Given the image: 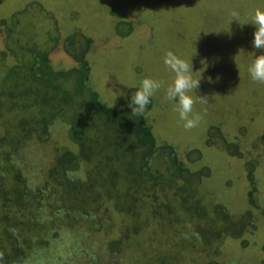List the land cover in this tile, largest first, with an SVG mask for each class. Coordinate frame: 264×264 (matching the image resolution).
Listing matches in <instances>:
<instances>
[{"label": "rangeland", "instance_id": "obj_1", "mask_svg": "<svg viewBox=\"0 0 264 264\" xmlns=\"http://www.w3.org/2000/svg\"><path fill=\"white\" fill-rule=\"evenodd\" d=\"M256 8L264 9V0H0V16L8 18L15 11L26 9L25 15L31 16L28 25L39 28L42 35L48 31L66 37L71 30L85 32L92 40L88 50L92 85L108 105L131 96L145 77L163 82L152 97L153 106L146 110V122L162 140L175 145L179 154L184 153L181 158L192 169L201 168L207 174L200 182L201 195L214 190L217 199L232 212L250 210L240 237L226 233L213 248L197 241L194 224L187 223L186 213H181L179 224L169 222L160 230L156 221H151L136 233V238L154 243L152 251H170L174 253L172 257L182 253V260L187 263L180 260V264H209L210 260L264 264V84L254 82L248 72L254 56L264 51L252 44L255 26L250 20ZM233 11L240 14V21L232 20ZM120 22H131V32L127 33V26L123 25L124 35L119 34ZM6 34L5 27L0 26V49ZM168 51L192 63L193 78L200 79L199 88L191 95L197 100L194 112L202 120L191 130L183 127L176 102L166 98V88L174 78L164 64ZM50 58L55 67L74 64L62 41L52 47ZM198 95L208 96V103L200 104ZM215 126L223 135L208 144V138H213V131L217 130ZM49 132L48 141L28 143L26 152L17 156L23 159L28 155L32 160L36 156L39 168H43L40 171L35 165H25V169L36 171L28 175L33 190L45 188V173L53 162L55 146L76 147L68 137L67 127L59 121ZM224 136L227 142L238 144L240 155L223 147ZM187 150H192L189 159L185 157ZM248 162L253 180L248 177ZM250 193L255 205L251 204ZM35 209L44 218L54 211L47 208V203ZM2 211L0 206V214ZM115 217L109 221L113 226L109 235L95 231L88 219L77 221L74 228L65 222L52 223L46 234L56 239L48 243L49 247L38 245L20 264H36L42 257H46L47 264H89L95 250L102 261L93 264H108L112 259L105 255L106 246L118 237V225L127 220L123 214L115 213ZM77 239L79 248L75 247ZM53 242L61 245L59 253L52 249ZM130 260L126 264H145Z\"/></svg>", "mask_w": 264, "mask_h": 264}, {"label": "trees", "instance_id": "obj_2", "mask_svg": "<svg viewBox=\"0 0 264 264\" xmlns=\"http://www.w3.org/2000/svg\"><path fill=\"white\" fill-rule=\"evenodd\" d=\"M25 11H15L8 18L0 16V26L7 33L0 49V264H20L38 245L49 247L56 239L46 234L52 223L65 222L74 228L77 221L88 219L95 231L109 235L113 231L109 221L116 218L115 213L127 220L118 225V237L106 246L105 255L112 259L108 264H126L130 259L145 264H178L182 253L172 257L170 251H152L154 243L136 238V233L151 221H156L160 230L169 222L179 224L181 213L189 217L187 223L194 224L202 246L213 248L226 233L239 238L250 210L232 212L214 190L201 195L200 182L207 174L184 162V153L179 154L175 145L157 136L145 115L130 116L131 96L121 97L115 105L101 99L92 85L88 59L91 38L78 29L66 37L48 31L42 35L39 28L28 25L31 16ZM123 25L130 33L131 22H120L117 32L124 35ZM59 41L74 64H52L50 51ZM153 104L152 99L147 109ZM56 121L67 127L76 147L55 146L53 162L45 173V188L33 190L28 175L36 171L25 169V165H35L40 171L43 168H39L36 156L33 160L28 155L23 159L17 156L26 152L28 143L48 141ZM215 127L208 144L223 135L220 127ZM222 139L226 140L223 147L240 155L238 144L227 142L225 136ZM191 153L185 151L186 159ZM248 169L253 180L251 162ZM249 198L255 205L252 193ZM45 203L54 208L47 218L35 209ZM53 244L52 249L59 253L61 245ZM75 245L79 248L78 239ZM93 252L96 254L89 264L100 263L102 256ZM36 264H47L46 257ZM209 264L224 263L210 260Z\"/></svg>", "mask_w": 264, "mask_h": 264}, {"label": "clouds", "instance_id": "obj_3", "mask_svg": "<svg viewBox=\"0 0 264 264\" xmlns=\"http://www.w3.org/2000/svg\"><path fill=\"white\" fill-rule=\"evenodd\" d=\"M232 20L240 21V14L237 11L231 13ZM250 22L255 26L253 47L264 50V9L256 8ZM244 23H241L243 25ZM164 64L174 74V78L166 88V98L176 102V111L179 118L184 122L183 127L191 130L199 126L202 116L194 112V105L197 100L191 95L193 90L200 86V79L193 78V66L173 51H168L164 56ZM250 78L254 82L264 84V51L255 55L248 67ZM163 82L160 80L145 77L139 87L132 93L128 106L131 108V117H142L151 103L152 97L161 89ZM200 104H207L208 96L198 95ZM69 178L72 173L69 171Z\"/></svg>", "mask_w": 264, "mask_h": 264}]
</instances>
